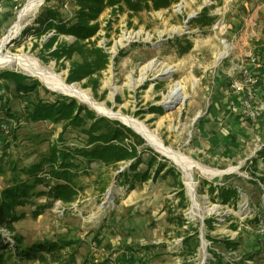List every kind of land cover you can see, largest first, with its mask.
<instances>
[{
    "label": "rangeland",
    "instance_id": "1",
    "mask_svg": "<svg viewBox=\"0 0 264 264\" xmlns=\"http://www.w3.org/2000/svg\"><path fill=\"white\" fill-rule=\"evenodd\" d=\"M26 1L0 0V40ZM48 8L58 11L63 22L74 23L79 6L73 0H46L35 14L20 21L21 31L7 49L37 57L67 80L71 59L58 61L52 55L53 49L45 44L55 30H43L37 22ZM202 11L206 16L201 21L207 25L195 20ZM97 20L100 27L92 39L110 55L108 66L95 74L96 87L89 77L73 82L89 89L111 110L139 118L168 146L201 165L216 170L237 168L219 175L193 169L191 193L178 165L142 136L145 142L139 148L143 162L138 171L147 169L155 152L175 175L161 173L154 179L130 177L125 181L119 173L129 169L132 161L85 164L75 177L79 194L73 202L53 203L38 216L32 215V205L18 208L26 213L14 224L16 233L23 237L22 245L64 239L68 242L64 259L71 264H98L108 258L116 262L122 253L134 264H264V184L254 176V172L264 173V156L259 155L264 148V0H172L168 7H144L138 12L130 10L124 0L121 5L107 7ZM75 39L73 34L61 33L54 46L71 44ZM188 41L191 46L186 48ZM72 59L81 61L83 56L75 53ZM153 60L155 69L143 71ZM164 64L174 70L160 74ZM2 69L31 75L15 64ZM177 84L183 87L186 98L167 100L166 95ZM10 89L9 105L21 118L11 121L10 130L2 132L0 154L8 146V155L4 172H0L1 187L12 183L14 175L26 177L19 167L39 161L53 144L73 148L84 141L79 129L69 128L60 136L62 123L28 120L12 84ZM40 96L55 99L42 89ZM210 106L213 109L208 112ZM1 109L0 130H6L8 125L3 128L1 124L5 118ZM12 159L17 160L16 173L8 165ZM176 175L188 197L184 205L179 201ZM224 185L237 189V200L223 203L218 189L210 190ZM45 188L38 185L36 190ZM34 201L47 202L44 196ZM62 207L64 214L58 212ZM181 214L187 220L184 226L173 220ZM210 219L212 227L205 224ZM184 237H190L189 248ZM228 237L237 241V249L224 245ZM196 240L197 248L192 251ZM131 255L134 257L129 258ZM10 262L43 264L16 258Z\"/></svg>",
    "mask_w": 264,
    "mask_h": 264
},
{
    "label": "trees",
    "instance_id": "2",
    "mask_svg": "<svg viewBox=\"0 0 264 264\" xmlns=\"http://www.w3.org/2000/svg\"><path fill=\"white\" fill-rule=\"evenodd\" d=\"M79 8L75 14V22H63L58 11L48 8L42 17H39L37 22L43 25V30L54 29L55 34L49 38L45 44L46 47L52 50V55L59 61L62 57L71 59V68L67 77L68 82L78 81L84 77H89L94 81L93 87L98 85L97 76L107 68L110 55L100 46H97L96 41L92 37L97 33L100 23L98 17L107 7L121 5L124 0H73ZM125 0L128 8L134 12L142 10L144 7L159 9L168 7L172 0ZM205 11V8H204ZM206 14L202 11L199 17L195 20L202 25H207V22L201 21ZM92 21H95L92 23ZM73 34L75 41L71 44H56L58 34ZM85 40H87L85 42ZM191 46V42H187L186 48ZM75 53L81 54L83 59L76 61L72 59ZM13 85V94L16 98L21 99L24 103L25 115L32 122L51 121L53 123H62L63 127L60 131V136L64 135L69 129H79L84 134L83 145L80 147L58 146L53 144L48 152L43 153L37 162H33L28 166H21L19 170L26 177H12V183L1 187L0 186V227H5L9 230L13 243L6 236L0 233V264H11L13 258L19 260L40 261L43 264H71L64 259L63 249L68 244L64 239L58 241H38L29 246H23V237L16 233L15 223L26 216V213L18 208L27 205L34 206L32 210L33 216H38L43 213L45 208L49 207L56 201L63 203H71L77 199L79 194L78 186L75 184V177L78 171L85 165L93 162H101L107 165H114L121 161H132L130 168L119 173V177H123L125 181L129 178L134 180H147L155 178L161 173H171L175 175L173 168H166V164L158 160V154L153 152V155L147 162V169L143 172L138 171L140 163L143 162L142 149L140 145L145 142V139L130 126L126 125L119 119H115L106 115H99L87 104L79 102L75 97L59 94L54 90L49 89L39 79L23 72L2 69L0 70V106L5 113L3 123L7 124L6 130H0V139L2 135L10 130L11 123L16 120L19 122L20 116L12 111L9 105L7 94L11 92L10 85ZM46 94L55 95L52 101L46 100L40 96V90ZM34 96H31V95ZM213 108L210 106L209 111ZM215 111V109L213 110ZM12 121V122H11ZM241 123L242 122H238ZM243 126H241L242 128ZM4 132V133H2ZM1 141V140H0ZM259 155L264 156V148ZM8 155V146H4L3 153L0 154V172H4L3 162ZM255 159H252L254 162ZM258 161V160H257ZM256 161V162H257ZM10 169L16 173L18 170L17 160L9 161ZM154 169L151 174L150 170ZM254 176L261 184H264V173L254 172ZM177 182L179 188V201L182 204H187L188 197L184 189L183 182L179 179ZM52 180H54L52 182ZM38 185H45V189L36 190ZM133 183L130 187H133ZM218 189L223 203L237 200L239 193L236 188L228 186H220L219 188L212 187L211 192ZM44 196L47 202L37 204L34 198ZM173 220L179 222L181 226L187 222L184 216L178 215ZM211 220V219H210ZM205 221V224L212 227V220ZM197 232V228L195 229ZM264 240V236H261ZM207 238L214 243L215 239L211 236ZM190 237H184V244L187 248L191 246ZM196 240L193 249L197 248ZM224 245L228 249H237V241L231 238L223 240ZM215 256H220L215 251ZM254 254H251V258ZM134 257L133 255L129 256ZM247 258L245 260H251ZM240 258L239 260H242ZM222 262V260L219 259ZM134 264L132 259H128L125 253L118 261L114 262L112 258L98 264ZM224 263V262H222ZM225 264H229L225 262ZM232 264H241L240 261L232 262Z\"/></svg>",
    "mask_w": 264,
    "mask_h": 264
},
{
    "label": "bare ground",
    "instance_id": "3",
    "mask_svg": "<svg viewBox=\"0 0 264 264\" xmlns=\"http://www.w3.org/2000/svg\"><path fill=\"white\" fill-rule=\"evenodd\" d=\"M46 0H27L24 7L18 14V19L14 24H12L6 34L0 40V67L18 65L23 71L34 75L42 80L50 89L55 91L62 92L74 96L79 99L81 102L89 104L92 108L96 109L100 113L109 114V117L120 118L139 133L149 142L156 150L165 154L171 158L181 169L185 176V182L190 192H193L194 178H193V169H198L203 174L210 175H219L225 173L229 170H236L237 167H231L227 170H216L210 169L196 162L193 158L182 154L178 150L173 149L168 146L164 140L156 134L152 129H150L145 122L136 118L132 115L124 114L120 111L111 110L106 104L102 101L95 99L91 91L87 88L82 87L79 82L69 83L66 80V77L61 72H56L52 65H44L37 57L26 54V53H12L7 49L8 43L12 41L21 31L20 21L29 15L35 14L41 6L45 3ZM192 15V13H191ZM154 60L150 61L149 64L143 67V71H146L149 67L155 69ZM174 69L172 66L164 64L160 70V74L171 73ZM144 77H142L143 79ZM183 89L182 86L177 84L169 94L166 95V99L175 100L177 98L184 99L186 95H183L181 92ZM110 194V193H109ZM107 193V195H109ZM217 210V207H216Z\"/></svg>",
    "mask_w": 264,
    "mask_h": 264
},
{
    "label": "built area",
    "instance_id": "4",
    "mask_svg": "<svg viewBox=\"0 0 264 264\" xmlns=\"http://www.w3.org/2000/svg\"><path fill=\"white\" fill-rule=\"evenodd\" d=\"M2 126H3V128H5V124H2ZM59 202H61V201H56L55 202V204H57V203H59ZM58 212L59 213H61V214H64L65 213V207H62V208H60V210H58ZM0 233L3 235V236H6L7 237V239L11 242V243H13L14 241H13V239L10 237V236H8L9 234V230H7L5 227H0Z\"/></svg>",
    "mask_w": 264,
    "mask_h": 264
},
{
    "label": "water",
    "instance_id": "5",
    "mask_svg": "<svg viewBox=\"0 0 264 264\" xmlns=\"http://www.w3.org/2000/svg\"><path fill=\"white\" fill-rule=\"evenodd\" d=\"M41 80V79H40ZM42 81V80H41ZM44 84V83H43ZM45 86H47L46 84H44ZM48 87V86H47ZM49 88V87H48ZM53 90V89H52ZM55 91V90H54ZM74 97V96H73ZM88 106H90L89 104H87ZM91 107V106H90ZM94 109V108H93ZM96 110V109H95ZM97 111V110H96ZM97 113L99 114H103V115H106V116H110L109 114H106V113H100L97 111ZM124 122V121H123ZM126 125L130 126L129 124H127L126 122H124ZM132 129H134L132 126H130ZM137 133H139L136 129H134ZM141 136H143L141 133H139Z\"/></svg>",
    "mask_w": 264,
    "mask_h": 264
}]
</instances>
